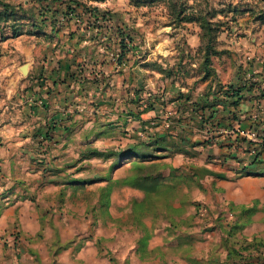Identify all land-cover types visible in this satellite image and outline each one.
<instances>
[{
  "label": "crops",
  "instance_id": "crops-1",
  "mask_svg": "<svg viewBox=\"0 0 264 264\" xmlns=\"http://www.w3.org/2000/svg\"><path fill=\"white\" fill-rule=\"evenodd\" d=\"M84 21H73L80 22L74 30L64 22L57 31H63L57 37L60 46H41L35 35L0 41V264H243L241 258L227 257L223 238L235 247L243 239H264V150L255 157L247 143L236 139L239 128L252 129L264 142V65L233 69L228 78L201 81L200 87L187 78L179 82L178 75L161 80L154 74L160 76L166 66L147 62L159 50L139 52L132 61L135 51L129 47L118 62V41L98 45L100 37L114 38L104 29L106 20L94 28L99 32L95 44ZM242 84L247 86L233 106L222 88ZM145 128L158 143L152 153L146 152L149 147L139 153L172 152L175 159L161 161L178 170L177 158L202 160L183 172L202 187L190 191L181 216L188 253L175 242L180 252L164 254L163 247L174 242L166 243L156 231L146 255L137 239L103 246L97 238L113 236L105 231L115 229L117 218L112 189L105 224L100 220L99 188L129 173L138 157L121 154L147 139ZM197 132L199 140L192 138ZM183 137L191 144L185 147L189 153L175 152ZM162 138L175 139L176 145ZM217 161L239 167L220 173L211 167ZM200 170L208 172L206 178ZM211 184L218 191L205 189ZM255 199L258 210L228 237L224 229ZM195 202L207 204L206 219L195 217Z\"/></svg>",
  "mask_w": 264,
  "mask_h": 264
},
{
  "label": "rangeland",
  "instance_id": "rangeland-1",
  "mask_svg": "<svg viewBox=\"0 0 264 264\" xmlns=\"http://www.w3.org/2000/svg\"><path fill=\"white\" fill-rule=\"evenodd\" d=\"M0 1L12 5L15 11L14 16H11L8 22L0 21V39L1 37L11 35L12 28L10 25L12 24L16 30L24 33L37 30L35 37H38V43L41 46L48 42L55 43L56 46L62 44L60 42L61 40H58L57 37H60L59 34L63 33V31L53 34V32L51 33L49 25L45 23L40 25L36 24L38 23L37 20L40 19L38 17L42 16L40 15V12L43 11L41 10V5L46 2L49 5H54L59 0ZM65 1L82 2L92 7L97 6L108 13L110 18L106 20L108 26H99V28L104 27L107 31L112 30L114 32V38L104 36L105 38L103 39L100 37L101 40H98V45L108 46L110 43L116 44L120 39L118 34H120V31H123L125 37H129V39H124V41L135 51V54H129L131 55L130 59L132 61L134 59L136 60V54L139 52L149 53L156 51L157 53L159 50L158 53L160 54H151V59L147 60V62L152 63V65H162L163 63L166 66L165 70L171 69L169 74L162 73V71H160V76L154 74L155 78L161 80L168 79L170 81L171 77L178 75V77L180 76L179 82L180 79L184 81L187 78L189 81L199 84L200 87V84L213 82L219 77L223 79L228 78L233 69L243 72L245 69L255 67L257 64L264 65V22L258 19V17H261V13H264V0H182L186 3V9L179 18H176L175 14L171 12V8L165 2H156L145 6H133L130 4V0H105L103 2L91 0ZM88 13L83 15L85 21L81 25H85V27L90 26L93 33L91 32V34L89 32L88 35L91 38L90 41L95 44L97 43V33L99 32L94 28L98 25L105 24H101L103 22L102 19L95 20L93 17L90 18V14ZM187 17L192 18L187 19ZM197 17L201 21L204 19L210 21L212 26L211 31L214 35V41H211L214 46L213 49L209 50L210 57L205 68L203 67V51L208 39L207 36L203 37L205 32L201 29V22L196 21ZM97 21L100 24H97ZM114 22H117V24L115 25ZM77 24H80V22L74 24L71 21L68 27L71 26L70 28L74 30ZM214 50L215 52H213ZM162 53L164 56L161 55ZM176 68L178 71L174 70ZM206 75L208 78L206 80L207 82L199 83L202 77ZM148 131L150 130L148 129ZM192 138L199 140L202 136L197 132ZM211 138L212 136L208 137V139ZM162 139L167 145L173 146L175 144V139ZM149 148L146 152L152 153L153 147L151 146ZM217 153L213 154V157H216L215 155H218ZM156 155L163 156L164 159L168 157L170 160L175 159V154H172V152L160 151ZM177 160L179 165L178 172L182 174L187 171L188 165H202V160L198 158L194 161L185 158H177ZM236 160L237 158L235 162ZM239 162H243V160H239ZM211 167L217 172L228 173L227 170H230L231 167L237 168L239 166L236 163L223 164L221 161H217ZM200 173L204 176L208 172L200 170ZM203 178L206 177L204 176ZM185 184L190 185V191H195L201 186L197 185V181L194 178L192 181L186 180V182L184 181L182 183L184 189L186 188L184 187ZM261 188L264 189V187ZM205 189L218 191L217 187L213 186V184L207 186ZM113 190L114 208L112 210L117 218L113 222L115 229L110 226L111 229L108 227V231H105L108 235L113 232V236H106L107 238L100 235L97 236L98 240L102 237L100 244L103 246L107 243L110 244L115 239L134 240L139 236V230L131 222L127 209L129 201L132 198H140L142 192L136 188H125L121 185H116ZM196 192L199 194L202 193L199 191ZM259 203L258 201V205ZM200 206L208 207L205 203H200ZM99 218L102 220L104 216L99 213ZM203 218L201 217L200 219ZM146 222L149 223V219ZM103 224H105L104 221ZM123 226L126 229H122ZM160 227L161 224L159 223L158 227L155 228L159 237L161 236ZM102 229L106 230V227L102 226ZM172 241L174 242L172 245L166 244L163 247L164 254L180 252L176 248L174 249L175 242L177 241Z\"/></svg>",
  "mask_w": 264,
  "mask_h": 264
},
{
  "label": "trees",
  "instance_id": "trees-1",
  "mask_svg": "<svg viewBox=\"0 0 264 264\" xmlns=\"http://www.w3.org/2000/svg\"><path fill=\"white\" fill-rule=\"evenodd\" d=\"M97 2H103L105 0H91ZM156 2H165L170 8L171 12L175 14L176 18H179L180 15L185 11L186 3L182 0H130V4L133 6H145L151 5ZM40 15L38 17V25L47 24L50 26L51 33H57L58 30L61 29L64 22L67 23L75 20H79L81 23L83 22V15L87 12L90 14V18L93 17L95 20L102 19V21L110 19L108 13L97 6H87L82 2H73V1H58L55 2L54 5H49L47 2L41 5ZM0 21L8 22L11 16H14V7L9 3L0 1ZM185 18V17H183ZM192 17H187L190 19ZM261 22H264V13H261V17H258ZM196 21L201 22V29L205 32L204 36H207V43L204 47V59H203V67H206V63L209 61V50L213 49V44L211 41H214V35L211 31V23L204 19L201 21L198 17ZM88 22V21H87ZM12 28V33L9 36L1 37V41H4L8 38H14L21 36L23 34L35 35L36 31L24 33L20 30H16L14 25H10ZM117 33V31H116ZM120 39L118 40L119 47L121 52L119 53L118 62H121L124 53L129 50V45L124 41V39H129V37H125L123 31H120L118 34ZM131 48V47H130ZM215 52V50L213 51ZM165 70V69H164ZM160 69L162 73L169 74L171 69H167L164 71ZM178 71L177 69H174ZM178 74V72H177ZM207 75L202 77V82L207 80ZM250 87H253L252 82L249 83ZM246 84H242L237 88L233 86H220L228 99H230L231 105L238 104L241 99V91L246 87ZM150 103L145 105V108H148ZM145 131L146 140H140V142L133 148L130 149L122 156H136L138 160L133 161L130 167L129 173L119 179H108V182L105 186L99 188L100 195L98 204L102 208L101 214L104 216L107 211L106 208L109 206L108 195L111 190L116 185L128 186L131 188H136L142 192V196L140 198H132L129 201L128 213L131 222L138 228L139 236L137 238L138 250L142 255H146L149 253L147 250V243L149 238L156 231L155 228L158 227V224H161V233H163L164 241L166 243H171L172 240H176L180 250L184 253H188L190 251L191 245L189 243V236L185 233L183 229V221L182 214L185 211V206L189 202V194H190V185L185 184L184 187L182 183L186 180L192 181L194 176L189 174H182L178 172V169L173 167L171 164L161 161L163 156H157L152 154H145L143 152L139 153V149H144L150 146H156L158 140L155 138V134H151L147 132V129H143ZM256 131V130H255ZM257 132V131H256ZM237 133V132H236ZM258 133V132H257ZM259 134V133H258ZM260 136V135H259ZM262 138V137H261ZM236 139H240V142L247 143L249 146L254 147V152L252 153L255 157H257L264 150V142L261 141L259 143H252L244 137L236 135ZM181 140V139H180ZM263 140V139H262ZM189 141L186 140L185 137L182 138L180 145L175 146V152H184L189 153L185 147L190 146ZM158 148L164 150V147L158 146ZM250 149V148H249ZM198 184V183H197ZM200 186V185H198ZM195 217L206 219L208 215V207L203 206L205 212L203 215L200 214V203L195 202ZM258 210V200L255 199L252 204L248 207H244L240 209L238 213L235 214V219L227 225V229H224L226 235L228 237H232L237 232H239L249 221L251 216ZM149 219V223L146 220ZM223 242L225 243V247L227 249V257L230 259L232 257L241 258L244 262L243 264H264V239L261 238H253L251 241L240 240L238 246H229L227 243V239L223 238ZM187 244V246H183ZM247 250L246 254L243 251ZM197 264H200L197 261H194Z\"/></svg>",
  "mask_w": 264,
  "mask_h": 264
},
{
  "label": "built area",
  "instance_id": "built-area-1",
  "mask_svg": "<svg viewBox=\"0 0 264 264\" xmlns=\"http://www.w3.org/2000/svg\"><path fill=\"white\" fill-rule=\"evenodd\" d=\"M146 105V103H144ZM102 114H106L105 111H101ZM156 123L154 121L151 122V125H155ZM166 126H168V123L166 122L165 123ZM237 134L238 136L240 137H244L246 138L247 140L251 141L252 143H259L262 141L263 138H261V136H259V134L255 131V130H252V129H248V130H245V129H241L239 128L237 131ZM250 151L253 153L254 152V147L251 145L250 146ZM205 212V209L202 207L200 209V214L203 215Z\"/></svg>",
  "mask_w": 264,
  "mask_h": 264
},
{
  "label": "water",
  "instance_id": "water-1",
  "mask_svg": "<svg viewBox=\"0 0 264 264\" xmlns=\"http://www.w3.org/2000/svg\"><path fill=\"white\" fill-rule=\"evenodd\" d=\"M21 71L25 74V72H26V68H25V65L24 66H22V69H21Z\"/></svg>",
  "mask_w": 264,
  "mask_h": 264
}]
</instances>
